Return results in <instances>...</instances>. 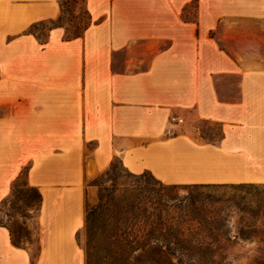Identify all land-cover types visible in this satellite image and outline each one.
Segmentation results:
<instances>
[{
	"label": "crops",
	"instance_id": "1",
	"mask_svg": "<svg viewBox=\"0 0 264 264\" xmlns=\"http://www.w3.org/2000/svg\"><path fill=\"white\" fill-rule=\"evenodd\" d=\"M128 1L86 0L93 22L82 35L66 39L56 26L42 42L29 28L60 17V0H0V203L27 163L42 193L37 255L0 224V264H86L87 183L117 155L131 171L169 183L264 182V61L255 57L259 40H246L260 30L232 28L233 56L198 43L190 28L188 40H173L149 63L148 43L135 51L132 29L120 22ZM200 1L264 14V0ZM234 72L235 94L225 97L221 77ZM173 112L183 120L171 122ZM194 119L219 123L221 137L206 140Z\"/></svg>",
	"mask_w": 264,
	"mask_h": 264
},
{
	"label": "rangeland",
	"instance_id": "2",
	"mask_svg": "<svg viewBox=\"0 0 264 264\" xmlns=\"http://www.w3.org/2000/svg\"><path fill=\"white\" fill-rule=\"evenodd\" d=\"M124 4L129 9V15L120 18V22L123 28L132 29V43L135 51L139 52L140 46L148 43L146 58L149 63L159 52L170 48L173 40L179 42L188 40L189 36H192L190 28H196V37L193 39L198 43L211 41L224 47L231 55L237 56L232 48L233 38L230 32L232 28H246L247 26L260 30L258 38L249 36L246 40H259L261 48L256 50L255 57L264 61V14L254 18L239 15L242 8H239V4L242 5V2L130 0ZM260 7L264 12V1L260 2ZM232 9L234 13L231 12ZM55 20L66 24L71 33L74 30H81L87 20L83 0L78 2L67 0L62 15ZM50 24L51 22L44 21L37 29L38 33L41 36L46 35L47 26ZM141 29L146 30V35L137 38ZM250 54L254 53L246 51V55ZM116 58L121 62L123 58L121 51L116 53ZM169 59L171 60V57ZM114 67H121V63H115ZM238 74L234 72L232 75L221 77L223 96L229 97L235 94L234 80ZM1 113H3L2 107H0ZM173 114L177 113L173 112L170 115L171 122L176 121L171 120ZM193 117L195 118L194 115ZM188 123L190 126L197 127L206 140H218L222 135L221 125L217 122L194 119ZM111 162H113L114 180L106 177L103 182L109 187L115 184L118 193L123 197L133 183L132 172L118 155L114 156ZM101 173L87 183L86 222L83 230L79 231V237L86 251V264H88L87 212L88 206L96 204L99 200L100 185L96 184V178ZM150 174L154 181L160 180L167 187L171 186L174 196L182 200L188 197L184 201L187 203L185 208L175 213L181 223L180 227L189 239L184 244L185 252L178 251L177 253V256L182 258V264H264V224L262 221L264 182L169 183L152 172ZM27 178H21L18 196L11 197L12 193L8 195L10 198L0 210V220L11 227L13 237L19 239L24 246H30L36 254L40 248L38 214L41 204L35 203L31 206L25 204L24 199H29L32 194V191L27 189ZM14 205L16 207L21 205V207L16 208L13 207ZM23 209L24 212L30 213L23 215L20 212ZM174 260L177 261V258Z\"/></svg>",
	"mask_w": 264,
	"mask_h": 264
},
{
	"label": "trees",
	"instance_id": "3",
	"mask_svg": "<svg viewBox=\"0 0 264 264\" xmlns=\"http://www.w3.org/2000/svg\"><path fill=\"white\" fill-rule=\"evenodd\" d=\"M72 1L78 2L79 0ZM66 2L67 0H60L62 12ZM83 2L87 20L81 30H74L71 33L66 24L57 22L55 18H47L33 23L29 32L36 34L42 42L46 41L49 30L56 26L65 27L66 39L82 35L93 22L86 0ZM44 21H49L51 24L47 26L46 35L41 36L37 29ZM30 165V163L24 165L13 181L11 197L18 196L20 180L27 178ZM112 170L113 162L96 178V184L100 185L99 200L96 204L88 206V264H182V258L177 256V253L178 251L185 252L184 244L189 239L180 227L181 223L175 213L185 208L187 203L184 201L188 197L182 200L174 196L173 188L167 187L160 180L154 181L150 174L152 171L149 169L141 172L130 170L133 183L128 193L122 197L115 184L109 187L103 182L106 177L114 180ZM26 184H28V191H32V194L29 199H24L25 204L27 206L35 203L40 205L41 191L29 181ZM10 196L1 201L0 210ZM20 207L21 205L16 208ZM20 212L23 215L30 213L24 212V209ZM262 221L264 224V217ZM0 224L9 228L16 245L24 246L19 239L13 237V231L9 225L1 220ZM174 258H177V261Z\"/></svg>",
	"mask_w": 264,
	"mask_h": 264
},
{
	"label": "built area",
	"instance_id": "4",
	"mask_svg": "<svg viewBox=\"0 0 264 264\" xmlns=\"http://www.w3.org/2000/svg\"><path fill=\"white\" fill-rule=\"evenodd\" d=\"M172 120H176V121H182L183 118L177 115H172Z\"/></svg>",
	"mask_w": 264,
	"mask_h": 264
}]
</instances>
